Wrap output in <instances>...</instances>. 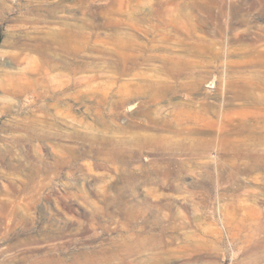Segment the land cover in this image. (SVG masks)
Instances as JSON below:
<instances>
[{"label": "rangeland", "instance_id": "374dc122", "mask_svg": "<svg viewBox=\"0 0 264 264\" xmlns=\"http://www.w3.org/2000/svg\"><path fill=\"white\" fill-rule=\"evenodd\" d=\"M258 25L264 0H0V264H264ZM191 99L254 154L187 132Z\"/></svg>", "mask_w": 264, "mask_h": 264}, {"label": "bare ground", "instance_id": "6f19581e", "mask_svg": "<svg viewBox=\"0 0 264 264\" xmlns=\"http://www.w3.org/2000/svg\"><path fill=\"white\" fill-rule=\"evenodd\" d=\"M254 30H255L254 31L255 34L252 35V39L254 41L259 40V39H264V27H261L258 25V26H256V29L254 27ZM247 32H248V30H243L241 32H238V35H239V37L243 38ZM252 34H253V32H252ZM248 53L251 55H254L256 57H258L260 55L263 56L264 55V48L257 49L256 46H252L250 48V50L248 51ZM251 55H249V56H251ZM161 62H162V64H161L162 69L167 70V67H166L164 61H161ZM178 62L179 61H175V65L169 66L170 71L174 75H180L182 73L183 74L185 73L177 67ZM139 82L141 85L143 84V82L144 83L146 82L145 83L146 87H145V89L143 88V92L146 93L147 100L149 102H152V103H155L159 97L164 96V95L166 96L169 93L173 92L172 84L171 85L167 84V83H165V81H159L157 79L140 78ZM201 100L202 99H198V100L191 99L189 102H186V104L189 105L188 112L191 113L192 116H196L200 120H203V119H206L205 114H204V110L206 108L209 109V105L207 106L206 102L201 101ZM215 105H217V107H219L218 104H215ZM175 106H177V103L175 104ZM147 107H148V105H147ZM159 109H161V107L156 106L153 110L158 112ZM153 110H151L148 107V108H145V110L142 112L145 115V118H146L145 120H147L148 123H152V124H155L158 126H164V127H168L171 124L169 121H165L163 118H156V117L151 116V113L153 112ZM214 113L217 115V118L216 119H206L207 122H205V124H204V125L209 124L208 129H202L201 126H199L198 121L195 120L193 123V126L186 127L187 132L206 131V133H208V135L210 136L206 140H208L209 142L211 141V144H217L216 146H217L218 150L223 152V153L233 154L234 156L238 155V154H247V155L252 154L253 155L254 153H250L247 149H246L247 152L242 151V149H241V145L246 143L245 142L246 139L245 140H242V138H241V140L236 139L237 138L236 136L239 137L242 133L246 134L247 139H248V136L251 134L253 135V137H256V132H255L256 128L252 126V123L248 122V120L246 122H244L243 120H241L238 117H237L238 119L235 117V120L237 121L236 123L235 122L228 123L226 120H228L230 118L224 119L222 116L223 111H220V109L216 108L214 110ZM232 114H233V112H232ZM232 116H234V115H232ZM218 124H220V127L218 128L219 130L215 129V126ZM174 130H181L183 132L182 128L177 129L175 127ZM242 146H244V145H242ZM244 150H245V146H244ZM260 156H261V154H260ZM144 244H149V245L153 244V239L151 237L146 238Z\"/></svg>", "mask_w": 264, "mask_h": 264}]
</instances>
